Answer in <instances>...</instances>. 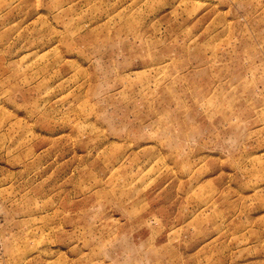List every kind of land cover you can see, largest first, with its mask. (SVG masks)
I'll return each mask as SVG.
<instances>
[{
  "label": "rangeland",
  "instance_id": "374dc122",
  "mask_svg": "<svg viewBox=\"0 0 264 264\" xmlns=\"http://www.w3.org/2000/svg\"><path fill=\"white\" fill-rule=\"evenodd\" d=\"M0 264H264V0H0Z\"/></svg>",
  "mask_w": 264,
  "mask_h": 264
}]
</instances>
